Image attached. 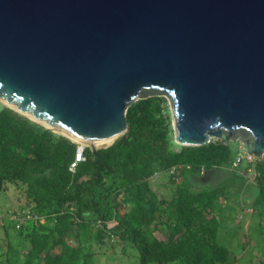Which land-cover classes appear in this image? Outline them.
Returning a JSON list of instances; mask_svg holds the SVG:
<instances>
[{
  "label": "water",
  "instance_id": "95a60500",
  "mask_svg": "<svg viewBox=\"0 0 264 264\" xmlns=\"http://www.w3.org/2000/svg\"><path fill=\"white\" fill-rule=\"evenodd\" d=\"M164 96L174 140L264 156V0H0V102L92 153Z\"/></svg>",
  "mask_w": 264,
  "mask_h": 264
},
{
  "label": "trees",
  "instance_id": "16d2710c",
  "mask_svg": "<svg viewBox=\"0 0 264 264\" xmlns=\"http://www.w3.org/2000/svg\"><path fill=\"white\" fill-rule=\"evenodd\" d=\"M165 110L164 97L133 102L127 135L95 154L84 147L85 160L72 172L74 141L0 107V191L19 188L15 226L19 233L28 229L29 240L21 262L0 264H87L91 244L111 236L131 243L139 264H229V249L217 241L225 186L194 191L191 183L209 169L230 171L240 153L222 139L173 149ZM173 166L183 180L170 200L159 199L149 180ZM247 166L259 189L252 206L264 214V159ZM160 225L164 238L154 235Z\"/></svg>",
  "mask_w": 264,
  "mask_h": 264
},
{
  "label": "rangeland",
  "instance_id": "374dc122",
  "mask_svg": "<svg viewBox=\"0 0 264 264\" xmlns=\"http://www.w3.org/2000/svg\"><path fill=\"white\" fill-rule=\"evenodd\" d=\"M164 99L165 113L168 115L167 123L172 133V148L176 150L182 145L174 140L173 117L169 103L165 97ZM2 106L6 104L0 102V107ZM54 133L61 135L56 131ZM215 140L218 139H211V141ZM74 142L79 144L77 141ZM231 144L240 153V160L236 158L231 170L227 168L206 170L203 178L198 176L192 181L191 188L196 191L225 186L224 195L220 196L219 208L216 211L220 223L217 241L229 249V264H261L264 262V214L252 206L259 191L254 168L247 166L248 162L253 160L249 159L240 142L232 141ZM263 159L264 156L258 160ZM176 173L171 171L155 173L150 178L149 185L159 199L170 200L174 195L183 180V174L175 175ZM19 194V188L12 185L0 191V260L3 262L8 259L16 263L21 262L29 249V240L25 234L28 229L19 233L15 226L16 217L19 218L22 213L16 203ZM114 223L113 221L109 224ZM154 235L158 238L166 237L165 225H160L159 231H154ZM59 250L60 248L57 247L51 252L55 253ZM90 250L91 259L87 264H139L137 249L128 241H122L116 236L106 237L101 243L93 242Z\"/></svg>",
  "mask_w": 264,
  "mask_h": 264
},
{
  "label": "built area",
  "instance_id": "2783aa9c",
  "mask_svg": "<svg viewBox=\"0 0 264 264\" xmlns=\"http://www.w3.org/2000/svg\"><path fill=\"white\" fill-rule=\"evenodd\" d=\"M84 147L85 146L83 144L82 145L77 144L76 151L74 154V160L71 162L70 167H69L70 171L73 172L75 170L76 164L85 160V157L83 155ZM179 169H180V166H173L170 171L173 173V172H177ZM17 227H18V224H17Z\"/></svg>",
  "mask_w": 264,
  "mask_h": 264
},
{
  "label": "bare ground",
  "instance_id": "6f19581e",
  "mask_svg": "<svg viewBox=\"0 0 264 264\" xmlns=\"http://www.w3.org/2000/svg\"><path fill=\"white\" fill-rule=\"evenodd\" d=\"M78 143H79V144H83V145H85V143H84V142H82V141H78Z\"/></svg>",
  "mask_w": 264,
  "mask_h": 264
},
{
  "label": "clouds",
  "instance_id": "9594fccd",
  "mask_svg": "<svg viewBox=\"0 0 264 264\" xmlns=\"http://www.w3.org/2000/svg\"><path fill=\"white\" fill-rule=\"evenodd\" d=\"M86 147V146H85Z\"/></svg>",
  "mask_w": 264,
  "mask_h": 264
}]
</instances>
